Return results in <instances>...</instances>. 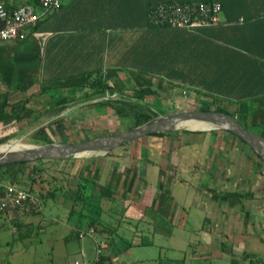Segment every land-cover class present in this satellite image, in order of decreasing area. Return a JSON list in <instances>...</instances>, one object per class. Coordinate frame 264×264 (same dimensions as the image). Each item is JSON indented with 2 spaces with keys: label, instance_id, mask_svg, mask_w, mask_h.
Instances as JSON below:
<instances>
[{
  "label": "crops",
  "instance_id": "obj_1",
  "mask_svg": "<svg viewBox=\"0 0 264 264\" xmlns=\"http://www.w3.org/2000/svg\"><path fill=\"white\" fill-rule=\"evenodd\" d=\"M0 1L15 7L23 3L33 4L35 0ZM148 1L62 0L61 7L44 17L39 29L35 31L46 35H33L39 41V51H34L33 47L30 49L17 46L15 54L28 63H33L35 54L40 55V77L46 81L93 76L96 72L108 76V72H117V76L122 78L124 85L128 87V93H131V87L134 85L132 82L134 76L139 74L146 76L148 72H156L151 75L153 79L151 86L168 89L165 92L159 91L156 96H149L155 103L176 100V97L182 94L184 97H190V92L191 102H196L202 93L212 92L205 88V84L212 82L221 88L264 87V0H226L227 13L237 17L236 23L226 21L227 15L222 12L221 19L225 22L216 26L198 28L148 26ZM4 54L6 52L0 51V56ZM11 55L14 56V53ZM25 62L20 61L19 64ZM212 70L215 73L212 74ZM217 71L221 73H216ZM228 72L233 73L229 76ZM183 76H191V82L183 81L181 79ZM84 85L77 92L78 95L88 91V83ZM173 85L177 88L171 87ZM197 90L202 93L197 94ZM52 91L60 92V88ZM33 92L30 103L35 102L40 95L50 94L41 91L38 84H34L28 90V93ZM15 96L18 98L20 94ZM93 101L95 99L81 100L82 104ZM96 107L99 110L101 108L100 111L106 114L109 112L104 107ZM32 108L35 111L30 118L36 119L39 117L38 109L33 106ZM183 109L186 107L181 110ZM2 130L3 124H0V132ZM187 146L200 148L199 152L204 150L202 154H197V160H193V165L196 164L195 168L193 167L196 174L193 173L194 171L191 172V182L187 181L192 189L191 203H178L175 201L173 191L170 193L172 198L159 203L156 199L158 191L154 187L140 193L142 190H148L143 180H139L140 196L136 195L137 198L132 195L122 198L120 192L115 195L109 190L104 195V199H108L109 204L117 198L122 200L123 205L119 214L126 216L128 220L121 219V224L128 221V226L136 225L132 236L137 237L140 244L143 243V234H159L162 225L170 226V229L164 231V236L171 237L172 228L185 230L191 223V238L185 236L179 245H183L182 247H173L167 262L162 263L158 255L159 261L156 264H250L248 260L241 258L233 262L231 256L222 250L221 245H229L238 252H249L264 261V173L260 175L259 168L251 170V176L246 174V170H243V173L242 170L238 172L239 175L236 177H239V180H246L244 182L246 190L252 195L241 199L242 205L237 203L229 206L227 199L215 200L211 197L210 191L195 184L200 174L205 173L208 177L206 178L204 174L205 180L201 182L204 187L213 186V180L221 184L220 190L229 187L228 184L223 185L224 176L214 174L210 166L209 169L206 168L208 165L212 167L216 165L211 161L212 152L209 154L212 145L208 144V141H203L201 144ZM199 158L203 160L198 162ZM246 159L249 165H256L253 157ZM177 160H179L178 156L175 162ZM179 161L185 162L182 154ZM203 163L205 164L201 168ZM213 170L216 173V170ZM172 171L170 170L169 173ZM169 179L161 180L170 187L175 181L171 180L169 183ZM236 183L234 181L232 186L234 187ZM241 188L243 189L244 186ZM189 205L198 206L194 207L200 209L201 214L191 213L193 210L188 208ZM107 210H110V206ZM0 215L8 214L0 213ZM193 221H197L194 226ZM82 228H86V225ZM122 230H127V226L125 225ZM138 231H141V234ZM106 238L108 237L104 232L95 236L96 240ZM114 238L118 245L122 243L118 237L114 236ZM133 244L137 245V243ZM115 260L112 256V259H104L103 264H114ZM138 261L132 259L118 264H133Z\"/></svg>",
  "mask_w": 264,
  "mask_h": 264
},
{
  "label": "trees",
  "instance_id": "obj_2",
  "mask_svg": "<svg viewBox=\"0 0 264 264\" xmlns=\"http://www.w3.org/2000/svg\"><path fill=\"white\" fill-rule=\"evenodd\" d=\"M161 1L166 0H149L147 13L152 4ZM218 1L221 6L220 21L203 27L216 26L225 22V20L231 23H236L237 17L233 14L227 13L228 6L226 0ZM33 5L39 9L38 0H35ZM222 12L227 15V19H221ZM42 19L43 18L37 20L34 25H29L24 33L15 40L10 42L0 41V43H3L0 45V51L3 53L6 52V54H4L5 56H0V58H5V60H0V124H3V130L0 134L6 132V130L13 129L22 120L26 122L28 121L31 124L32 121L39 119L40 116H45L51 119L49 121L56 120L54 121L55 124H61L65 119L63 110L75 105V100L79 95L81 100H96L85 103L84 105L103 106L107 111L112 112L122 119L123 129L121 130L140 125L159 113L156 109L155 102H152L149 96H156L159 91L165 92L168 88L164 89L162 87L151 86L153 81L151 75H154L156 72H148L149 74L146 76L143 74L134 76L132 81L134 85L131 87V93L127 92L128 87L124 85L122 78L117 76V72H108V76L103 75L102 72H96L93 76H76L67 80L53 79L51 81H46L42 79L40 77V55L35 54L33 63H28L25 62V60L18 58L15 54L17 46L30 49L33 47L35 49L34 51H39V41L33 36V32L39 29ZM148 26L177 28L169 24L156 25L149 22ZM11 53H14V56L11 55ZM11 57H13L12 60ZM20 61L25 62V64H19ZM213 71L214 70L211 72L212 74L215 73ZM216 73H221V71H217ZM232 73L233 72H228L229 76ZM181 79L183 81L189 80L191 82V76H183ZM85 83H88L89 88H87L88 91L83 94L78 95L74 92L66 96L54 93V95L49 94L48 98H50L47 103L42 104L37 108L39 117L36 119L30 118L35 111L30 103L34 92L31 94L28 93V90L34 84H38L41 91L48 93L50 90L56 88L71 87L76 89V87H78L81 90V88L85 86ZM171 87L177 88L176 85ZM205 88L212 92L202 93L197 90V94L202 93V95L196 101L195 109L225 111L234 115L245 127L251 128L264 136V87L244 86L243 88H234V86H231L228 88H221L219 85L212 82V84H205ZM17 94H20V97L17 98L15 96ZM22 94L24 95L21 96ZM48 110H51L50 113L44 115ZM45 127L47 126L41 125L25 137L32 138L34 140V142H32L34 145L60 141L54 135V132H43L42 130H45ZM224 131L234 135L239 141L235 143L236 147L244 150L245 146L243 144L247 145V143L240 137L228 130L216 128L212 125H210L208 129L200 130H193L184 126L173 130L155 132L135 138L134 140L128 141L120 146L127 150L126 156H128L129 159L135 158V156L130 153L129 145L136 141L138 149L140 148V153L145 147V159H150V155L153 152L162 151L163 148L167 146L174 151L172 152V155H175L181 152L180 148L183 146L203 143L204 137L207 139L206 142L208 141V144L211 143L212 139L213 142L215 141L217 143L219 141H224L226 140L225 136H222L221 138L218 136L219 138H217L211 135L210 138L207 134L208 132L211 134L218 132L223 134ZM197 133H200V135ZM13 134L15 135L13 132L9 135ZM73 134L77 139L74 140L70 136L71 139H67V142H78L99 136L93 135L89 137L85 134L79 135L74 131ZM105 134L112 133L108 132L100 135ZM194 134H197V136ZM9 135L5 136V140L9 139ZM61 140L64 142V139ZM247 147L249 146L247 145ZM249 149L251 150V153L248 152L249 155L245 156L249 158L253 157L255 159L256 168H259V174L262 175L264 173V159L255 153L250 147ZM111 153L112 150L98 151L86 154L87 157L79 156L80 158L74 157L70 159L48 158L0 165V184H11L23 188L37 198V202L34 204L24 203L12 210H5L0 213H6L10 216V220L13 222L12 226H14L15 231L19 233L20 239L34 237L38 234V231L42 229V223L49 219V216H47V213L43 210L44 200L47 197H55V195L58 194L64 196L70 192L73 194V198L68 216H71V214L76 215V226L70 230L63 240L69 241L70 239H79L83 230L85 231L89 227H92L93 234L96 235L97 233L104 232L108 237L103 240V243L97 241L94 255V258L96 259L95 263L103 264L104 259H112L113 255H120L123 248L130 247L131 245L123 239L124 237L116 234L117 226L115 228L109 227L102 220L98 219L100 216L99 211L102 210L101 200L105 197L104 195L107 193L106 190L111 188L112 185H114V191L117 193L120 192L119 195H121L122 198L128 196L129 192L137 193L139 191V189H137L139 180L143 178L139 168L136 169L134 164H128V166L125 165L122 170H118L119 168H114L115 163H113L106 174V180L103 181L104 183L99 182L97 176L101 174L105 161ZM245 154L247 153L245 152ZM178 157L180 160V155H178ZM140 158L143 157L141 156ZM75 160H79L80 164L79 166H74L73 171H71L72 162ZM179 160L176 162L179 167L186 165ZM46 162H48L47 166L44 164ZM193 164L194 163L191 164V172L194 171L193 167L196 165ZM61 165H63V168H60ZM64 167H69L71 169L66 170ZM50 168L52 171L49 170ZM162 171L164 172V170ZM54 172H59L60 175H57ZM174 174L175 170L170 172L166 178H174V181L176 179L180 183L185 181L182 177H176ZM118 176L122 178L119 179ZM118 179L119 182L117 183ZM244 182H246V180H239L234 185V190H217L210 185L205 186L204 189L210 191L211 197L215 200L227 199L228 205L234 206L237 203L241 204L240 200L244 197L252 195L251 192L246 190ZM213 183L216 185L215 180H213ZM242 186H244L243 189L241 188ZM154 188L158 191L156 199L159 203L172 198L169 186H167L164 181H159ZM87 207H89L88 209L91 211H98L99 216L97 217L96 215L86 213L85 211L88 210L86 209ZM83 225H86V228H82ZM114 236L122 240L124 244L121 243L118 245ZM104 247L107 249V253H103L102 248ZM221 248L231 256L233 262H237V260L241 258L242 260H248L250 264H264L261 257L253 256V254H250L249 252H238L229 245H221Z\"/></svg>",
  "mask_w": 264,
  "mask_h": 264
},
{
  "label": "rangeland",
  "instance_id": "obj_3",
  "mask_svg": "<svg viewBox=\"0 0 264 264\" xmlns=\"http://www.w3.org/2000/svg\"><path fill=\"white\" fill-rule=\"evenodd\" d=\"M61 90L62 93H60ZM79 91L80 88L78 87H76V89L67 87L60 88V92H54V94L66 96L73 92L77 94V92ZM49 93L53 94V91L50 90ZM47 95H40V98L38 97V99H35V102L31 103L32 106L38 108L42 104L47 103V99L50 98H48ZM189 95L190 97H184L182 94L180 97H176V100L156 102V109L159 113L175 112L181 110L184 107H186V109H194V107L196 106V102H191V92ZM100 110L102 109L100 108ZM100 110L97 109L96 105L89 106L82 104L81 99L78 96L75 100V105L63 110V115L65 116L63 123L55 124L54 121L56 120L49 121L51 119L45 116L39 117V119L32 121L31 124L28 121L26 122L22 120L13 129L6 130V132L0 134V150L33 146L34 144L32 142H34V140L25 136L36 130V128L41 125L47 126L45 127V130H42L43 132H54V135L60 141H62L61 139H64V142H67V139L71 138L74 140L77 139V137L73 134V131L77 132L79 135L85 134L90 137L93 135H100L108 132L115 133L123 129L122 119L117 117L112 112H108L106 114ZM50 111L51 110H48L47 113H44V115L49 114ZM185 127L193 130H200L208 129L210 127V124L190 123L185 125ZM12 132L15 133V135H9ZM220 132L212 134L210 132L207 133L210 138L211 135L217 138L225 136L226 140L228 139V141H219L218 144L215 141L213 142V139L211 140L210 145H212V147L209 150V154H211L212 152L211 161L213 163L215 162L216 165L214 164L213 167L211 165H208V167L206 168L209 169L210 166V170L214 174H221V176H224L223 185L226 186L228 184L229 187H226V189L234 190L232 184H234V181H239V177H236V175H239L238 172L242 170L241 173H243V170H246V174L248 176H251L250 171L255 170L256 165L254 164L252 166L251 164L249 165L247 163V159L244 154L245 152L251 153V150L249 149V147H247V145L243 144L245 146L244 150L242 148H237L235 143L239 141L236 137H234V135L225 131L223 132V134H220ZM197 134L200 135V133ZM197 134L194 135L197 136ZM6 135H9L8 140H5ZM206 140L207 139L204 138L203 141L205 142ZM129 148L131 155H134L135 158L129 159L128 156H126L127 150L124 149V147L117 146L112 149V153L106 159L101 174L97 176V180L99 182L102 183L106 180V174L110 170L113 163H115L114 168H119L118 170H122L123 166L125 167V165L128 166V164H134V167L136 169L139 168V171L142 175L143 179L140 180H143L144 185L148 186V190H142L141 192L139 191L140 193H143L144 191H149L153 187H155V185L159 181H161L162 178H166L170 170H175L174 175L176 177H182L183 179H185V181L180 183L175 179V183H173L169 187V191L170 193L171 191H173L174 197L176 199L175 201H177L178 203H191L192 189L187 185L186 181L191 180V164L193 163V160L197 158L198 153L202 154L204 150H200L199 152L198 150L200 148L195 149L191 146H183L180 148L181 152L172 155V152L174 151H172L169 146H167L163 148L162 151L153 152L150 155V159H145V147L140 153V148L138 149V145L135 141L133 143H130ZM180 154L183 155V158L185 159L184 163L186 164L181 167H179L175 162L176 156ZM139 156H142L143 158H140ZM82 157H87V155ZM201 159L202 158H199L198 162H201ZM44 164L47 166L48 162ZM79 164V160H75L74 162H72V169L69 167L64 168L66 170L71 169V171H73L74 166H79ZM204 164L205 163L201 164V168H203ZM62 166L63 165H61L60 168H63ZM213 169L216 170V173ZM49 170L52 171L51 168ZM162 170H164V172ZM54 173L60 175L59 172ZM193 173L196 174L195 171ZM204 174L205 173H201L199 178L195 181V184H198L202 188H204V184L201 182L205 180V176L206 178L208 177L207 174H205V176ZM118 177L119 179L122 178L120 176ZM119 179L117 183L119 182ZM171 180L174 179L170 178L169 183L171 182ZM260 181L261 183H263L262 180ZM113 186L114 185H112L111 188H108L106 192L110 190L111 194L115 193V195H117L118 193L114 191ZM138 187L139 185L137 186V189H139ZM213 187L219 190L221 189V184L216 183V185L214 184ZM224 188L225 187H223L222 189L226 190ZM139 192H137L136 194L129 192V195L136 196L140 194ZM110 197L111 195L109 196V198ZM72 198L73 194H71L70 192L69 194L64 196L58 194L55 195V197H47L44 200L43 210L45 211V213H47L49 219L42 223V229L38 231V234L36 236H32L26 239L19 238V233L15 231L14 226H12L13 222L10 220L9 215H0V264H73L74 260L92 261L94 259L97 241L100 243L104 242L103 240L95 239V236L97 237V234L90 235L88 233H85L79 239H70L69 241L63 240V238L70 232V230L76 226V215L71 214V216H68ZM135 198H137V196ZM122 205V200L120 198H117L110 204L108 203V199L103 198L101 200V206L103 209L99 211L100 216L98 215V211H91L90 209H88L89 207H87L86 209L88 210L85 211L86 213H89L91 215L93 214L97 217L99 216L98 219H102L103 222L109 227L115 228L117 224L120 223L117 228L118 232H116L121 237H124L123 239L126 240V242H128L131 246L123 248L120 255H113V258L115 257L116 259L114 264H118L119 262H129L132 259L139 260L137 263L133 264H156L159 261L157 259L158 255L161 257L162 263L167 262V258L172 254V248L176 246L182 247L183 245H179H181V241L185 239V236L191 238V223L189 224V226H186L187 228H185V230L183 229L184 231L177 228H172V230H170L171 232H173L171 237L164 236V231L170 227L168 226V224H165L160 227V229L162 230L159 232V234H143V243L140 244V240L137 237L132 236L133 229L136 227V225L128 226V221H126L124 224H121V219H127L126 216H121L119 214L121 212ZM109 206L110 210H107ZM194 206L195 205L188 206V208L193 210L191 211V213L201 214L200 209L195 208L198 206ZM189 217L191 218V214L189 215ZM193 217L195 218V216ZM196 223L197 221H193L192 225L194 226ZM125 225L127 226V230H122ZM138 233L141 234V231H138ZM121 242L124 244L123 241ZM133 243H137V245H134ZM102 251L103 253L108 252L105 247L102 248ZM81 253H83L84 255L82 256Z\"/></svg>",
  "mask_w": 264,
  "mask_h": 264
},
{
  "label": "water",
  "instance_id": "obj_4",
  "mask_svg": "<svg viewBox=\"0 0 264 264\" xmlns=\"http://www.w3.org/2000/svg\"><path fill=\"white\" fill-rule=\"evenodd\" d=\"M190 123H208L240 137L264 159V136L245 127L234 115L222 110L183 109L158 113L155 117L129 129L99 135L78 142L55 141L42 145L0 150V165L48 158L70 159L91 152L110 151L135 138L155 132L184 127Z\"/></svg>",
  "mask_w": 264,
  "mask_h": 264
},
{
  "label": "built area",
  "instance_id": "obj_5",
  "mask_svg": "<svg viewBox=\"0 0 264 264\" xmlns=\"http://www.w3.org/2000/svg\"><path fill=\"white\" fill-rule=\"evenodd\" d=\"M39 9L23 3L15 7L0 1V41L14 40L21 36L29 25L46 17L61 7L62 0H38ZM221 6L218 0H166L149 7L147 20L151 24H169L173 27L195 28L209 26L220 21ZM45 36L46 33L33 32ZM35 195L11 184H0V212L12 210L24 203H36ZM85 233L93 234L89 227ZM92 261L74 260L73 264H96Z\"/></svg>",
  "mask_w": 264,
  "mask_h": 264
}]
</instances>
